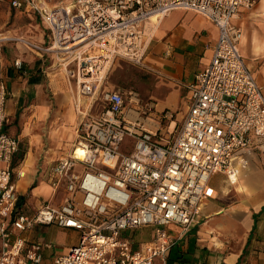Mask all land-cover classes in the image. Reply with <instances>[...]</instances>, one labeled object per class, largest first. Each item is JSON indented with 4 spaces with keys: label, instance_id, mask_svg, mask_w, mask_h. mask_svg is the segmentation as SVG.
<instances>
[{
    "label": "built area",
    "instance_id": "1",
    "mask_svg": "<svg viewBox=\"0 0 264 264\" xmlns=\"http://www.w3.org/2000/svg\"><path fill=\"white\" fill-rule=\"evenodd\" d=\"M256 1L62 0L53 7L50 0L11 1L14 8L35 9L51 33L46 48L24 43L56 53L75 80L76 102L89 97L91 107L100 100L102 109L89 119L83 114L70 152L47 170L53 199L24 214L12 178L19 139L3 131L8 90L0 82V264H41L51 244L30 242L23 233L50 224L80 233L52 264H168L171 248L217 197L212 177L236 180L246 165L244 150L255 136L264 138L263 89L241 53L243 31L235 23ZM177 9L204 15L219 35L209 64L188 86V111L170 141L162 136L163 121L151 114L152 103L139 111L136 89L103 86L116 59L142 63L151 18ZM15 64L22 68L23 61ZM164 118L172 134L177 122L169 112ZM127 138L134 143L123 152ZM171 225L181 230L172 232ZM145 226L153 227L152 239L134 248L125 233Z\"/></svg>",
    "mask_w": 264,
    "mask_h": 264
},
{
    "label": "crops",
    "instance_id": "2",
    "mask_svg": "<svg viewBox=\"0 0 264 264\" xmlns=\"http://www.w3.org/2000/svg\"><path fill=\"white\" fill-rule=\"evenodd\" d=\"M13 9L28 14L31 19L40 18L45 31L32 42L48 47L51 33L40 14L29 6ZM235 23L243 31L241 53L264 93V0L241 9ZM149 24L145 26L146 50L142 63H134L122 85L105 82L103 90L128 89L125 86L131 85L142 99L139 111L145 109L147 102L152 103V115L167 121L164 116L169 112L177 122L188 111V86L212 58L218 27L200 13L181 9L163 16L150 32L147 31ZM7 32L8 35L0 37V82H4L8 90L3 131L19 139V150L12 161V178L18 193L17 210L33 215L55 196L47 170L53 161L70 152L77 141V128L88 111L81 109V116L75 108H70L73 107L71 91L74 87L58 65L56 53L37 50L17 40L16 36L20 35L15 36L18 33L14 28ZM17 59L23 61L22 68L16 66ZM253 140V144L244 150V158L250 152L263 156L264 160V138L255 136ZM245 160L246 165L243 170L241 168L244 183L236 186L243 194L241 200L233 206L217 203L212 211L204 216L201 214L199 222L171 248L168 264H264V170L260 173L247 170L248 160ZM237 180L238 177L236 180L234 177L229 182L234 184ZM224 191H228L227 186ZM62 195L59 193L56 201ZM43 226L57 228L65 234L79 233L50 224L37 225L23 236L30 242L48 243L42 240ZM146 227L149 226L141 228ZM170 229L178 232L181 227L171 225ZM125 234L136 248L152 239L153 228L148 239L136 240L133 235ZM79 240H65L64 249L53 253L51 264L55 256L68 252ZM50 248L53 244L43 249V261Z\"/></svg>",
    "mask_w": 264,
    "mask_h": 264
},
{
    "label": "rangeland",
    "instance_id": "3",
    "mask_svg": "<svg viewBox=\"0 0 264 264\" xmlns=\"http://www.w3.org/2000/svg\"><path fill=\"white\" fill-rule=\"evenodd\" d=\"M60 1H62V0H50V7L60 5ZM14 10L15 9H13L9 0H0V37L4 36V35H8L7 31L12 29V28L17 30L18 34H15V36L20 35V36H16V37H18L17 40H20L23 43H24V40L36 41L35 39H37V36L39 35V33L44 34L45 29H44V25L41 23L40 18L34 17L33 19H31L28 14H25L24 12L23 13L14 12ZM151 22L153 23V26H154L157 21L152 20ZM151 22H149V23H151ZM19 32L21 34H19ZM45 39H46V41L48 40L47 35L45 36ZM13 40H15V39H13ZM45 45L48 46V44H45ZM58 61H59V59H58ZM59 64H60V62H59ZM134 65L135 64L132 63L131 61L124 60V59H116L114 61V63L111 65V68L108 72L106 83H108V82H110V83L111 82L112 83L113 82H119L122 85V83L125 82V79H126L125 76L130 75L132 69L134 68ZM71 81H72V87H74V89H75V80L72 79ZM130 86L131 85H127L125 87H128V89H130ZM74 89L71 91L72 100H73V104L71 103V105L73 107H70V108H72V109L75 108L77 115L80 114L82 116V114L76 110L77 94H76V89L75 90ZM84 98H85V102L83 101L84 105L82 106V110L83 111L87 110L88 116H89V114H90V117L95 116L96 114H98L101 111L102 105L100 103V100H97V102L94 103L93 106L91 107L89 104L91 99L89 97H84ZM85 105H87L86 106L87 109H86ZM180 121L181 120L178 119L176 129L172 134H170L166 130L168 122L163 121V123H162L163 129L161 132H162V136L164 137L165 140L169 139L170 141H172L176 137L177 132H178L177 130L179 129V127L181 125ZM133 143H134L133 139L127 138L123 144L122 151L123 152H129L132 149ZM245 158L248 160L247 170L252 169L253 173H260V171L264 170L263 156H261V155L258 156V155H255V154L249 152L248 156L245 154ZM242 170H243V168H242ZM242 170L240 171V173L238 175V180L234 184H230L229 180L226 179V177L221 173L216 174L212 177L211 182L213 185H215L217 187L218 195L215 199L210 200L208 202V204L205 206L203 213H202L203 216L207 212L212 211V209H214L215 206L218 205L217 203H220L223 206H233L234 204L238 203L241 200V198L243 197V194L240 193V191L237 189L236 186L244 183L243 182V173H241ZM245 171H246V169H245ZM226 186L228 188L227 192L224 191V187H226ZM247 192H245V193H247ZM248 194H250V193H248ZM152 228L153 227L149 226L146 228H137L133 231L128 230L127 234L133 235L134 239H136V240L148 239L152 236ZM42 232H44L43 236H42V240L44 242H48V243L53 244V248L47 249L46 254H45V260L43 261L42 264H51V259H52L53 253L61 251L64 249L65 240L66 241L78 240V238H80L79 233L70 232L69 234H65V232H59L57 230V228H53L51 226H43ZM24 235L27 237L28 234L25 233Z\"/></svg>",
    "mask_w": 264,
    "mask_h": 264
},
{
    "label": "bare ground",
    "instance_id": "4",
    "mask_svg": "<svg viewBox=\"0 0 264 264\" xmlns=\"http://www.w3.org/2000/svg\"><path fill=\"white\" fill-rule=\"evenodd\" d=\"M159 21V18L156 16V15H154L152 18H151V21ZM153 23L151 22L149 25H148V27H147V31L148 32H150L152 29H153ZM84 97H80L79 98V100H77V102H76V110L77 111H79V112H81L82 110V108H81V106H82V104H83V101L85 102V98L83 99ZM174 125V124H173Z\"/></svg>",
    "mask_w": 264,
    "mask_h": 264
}]
</instances>
